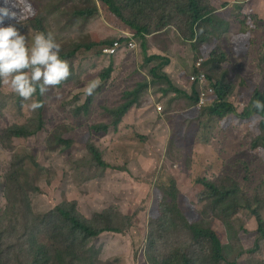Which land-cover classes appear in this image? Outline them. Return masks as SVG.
Listing matches in <instances>:
<instances>
[{"label":"rangeland","instance_id":"obj_1","mask_svg":"<svg viewBox=\"0 0 264 264\" xmlns=\"http://www.w3.org/2000/svg\"><path fill=\"white\" fill-rule=\"evenodd\" d=\"M28 1L41 23L5 19L4 26L15 25L27 38L29 33L34 36L51 32L61 52L79 44L116 38L112 30L106 31L108 23L101 18L73 21L71 12L76 4H81L79 8L91 7L90 0ZM248 1L257 2V6L248 9ZM209 2L216 8L218 23L207 28L201 49L199 42L185 39L189 35L186 18L174 15L165 30L148 37L147 55L168 60L159 73L168 70L170 78L179 80L171 79L174 86L184 91L190 89L187 77L201 62L202 70L230 86L229 103L242 111L252 97L242 83L243 75L260 87L263 83L258 71L263 67L255 69L257 64L252 59L258 50L252 47L248 53L244 49L230 51L224 48L230 38L226 40L227 36L216 31L225 30L228 21L230 31L239 32L247 13L264 18V0ZM161 5L164 4L155 6ZM120 35L133 38L128 32L120 31ZM136 44L121 54L106 80L101 74L109 65V57L103 53L98 56V49L78 52L69 61L70 78L42 95L44 127L29 138L9 139L5 131L14 125L37 128L38 110L29 108L37 97L23 100L9 85L0 82V264H91L92 255L93 264H157L177 247L187 248L190 255L199 257V249L191 245L184 231L160 227L164 217L161 189L171 179L179 189L181 208L193 221L210 224L220 233L231 261L239 257L240 245L246 250L254 249L259 235L257 218L245 210L232 214L214 207L206 198L208 190L197 181L207 179L227 188L237 184L243 192L241 202L248 200L253 209L260 208L264 221V150L252 146L261 135V118L242 120L231 116L226 121L212 120L206 112L191 108L185 97L166 95L168 84L161 86L160 82L152 83L154 93H150V87L143 92L141 105L133 108L116 129L111 127L107 134L91 131L94 124L111 125L109 112L126 102L124 93L150 82L152 70L163 60L145 61L137 40ZM224 50L226 58L213 59ZM93 84L96 87L89 94ZM86 103L88 113L83 110L78 115ZM158 104L164 112L156 120L150 112ZM90 146L97 148L108 168L97 165ZM156 201L160 219L153 213ZM68 204H75L77 212L88 221L108 212L115 225L124 228L123 234L130 231L126 235H102L89 245V255L84 252L86 246L71 245L57 228L64 225L54 211ZM230 225L236 236L230 232ZM59 253H69L72 261L70 257L68 261H58ZM239 262L264 263V240L256 254H244Z\"/></svg>","mask_w":264,"mask_h":264},{"label":"trees","instance_id":"obj_2","mask_svg":"<svg viewBox=\"0 0 264 264\" xmlns=\"http://www.w3.org/2000/svg\"><path fill=\"white\" fill-rule=\"evenodd\" d=\"M73 1V0H71ZM92 2L91 7L81 6V4H76L75 9L71 12V18L73 21L79 20L78 18H83V20H89L98 14H102L105 18L104 20L108 23L110 27H114L119 31L128 32L133 34V38H128L126 36L116 37L114 41L109 40H99L98 42H91L85 44L76 45L75 49H70L68 51L63 50L61 56L63 59L67 60L68 64L72 58L76 56L78 52L84 51L89 52L95 49L99 50V55L109 57V65L102 72L101 77L103 80H106L110 77L111 73L114 71V66L119 61L121 54H124L126 50H129L128 45L130 39L137 40L140 43L141 52L145 55V61L150 62L154 60H160V64L152 70V83H160V81H165L168 84L165 94L174 93L177 97H185L190 101L193 108L199 112H206L205 115H208L210 119H221L226 121L230 119L231 116L238 117L242 120H251L261 118L260 123V133L254 143V148H259L264 150V110H257L255 108V103L257 101L264 102V18L262 16L247 13L245 19L242 22V26L239 32L233 33L230 31V23L227 21L226 29L222 31H216L219 35L223 37L227 36L225 39L230 38V42L224 47L230 51L236 50H246L248 53L251 48L258 50L256 56H253V61L257 64L255 69L263 67L261 72L262 86L258 84L251 83L247 80V76L243 75L245 82L242 81L244 87L251 92L250 104L247 108L240 111L233 104L229 103L228 95L229 90L231 89L229 85L225 84L222 80L218 81L214 77L210 76L208 72L201 69V67L194 68L193 74H198L200 71H203L207 77V85L212 89L210 95L208 96L207 104L204 107H199V100L201 98V87L198 82L191 80V76L187 77L188 83L190 84V89L187 91L182 90L181 88L175 87L171 82L168 74H160L161 68L165 67L168 63V60H164V57L160 55L148 56V37L152 36L157 32L165 30L171 22V20L177 16H183L186 18L184 24L187 27L188 36H185V39L188 41H194L195 44L200 43V49L203 44L206 42L207 37V28L213 26V24L218 23V17L215 15L216 8L211 5L209 0H90ZM164 4L161 6H155L156 4ZM174 3V7L172 4ZM28 0H17V13L20 16V19L23 21H38L36 18V13L29 8ZM256 5L246 3V7L249 9L252 6ZM162 6L164 9H162ZM178 8V9H177ZM151 11V12H150ZM173 15V16H171ZM18 20V19H17ZM41 23V21H38ZM8 26V25H6ZM202 27H204V32H202ZM179 30H182V27H179ZM215 29V28H214ZM202 32V33H201ZM205 33V35H204ZM116 41H118L121 46L117 49L116 53L113 55H108L103 52V49L107 46H112ZM124 43V45L122 44ZM238 44V45H237ZM220 47H217L219 49ZM212 56L215 55L213 51ZM219 57H227V50H224V53L218 52L213 59H220ZM212 59V58H210ZM70 71L72 67L70 66ZM116 67V66H115ZM263 76V77H262ZM70 78V77H69ZM69 80V79H68ZM65 81V80H64ZM60 84H64L62 81ZM59 84V85H60ZM150 86L149 82H144L138 84L137 89L126 92L123 95V98L126 99V102L121 104L116 109L111 110L109 113L113 118L111 125L107 124H94L91 128L93 133H104L107 134L110 131L111 127H116L125 116L135 106L141 105V96L144 91H148ZM37 97L43 107L38 109V126L35 129H32L28 125H14L8 128L5 133L9 139H25L31 136L36 135L44 127L43 120V110H44V101L41 100L42 95L37 93L34 94ZM90 102V100L88 101ZM88 113L89 103L78 111V115L83 113ZM64 144L71 142H65ZM89 151L93 155L97 165L101 167L108 168V165L102 159L100 152L96 147L90 146ZM198 185H203L207 190V200H210L214 207L221 208L224 213L237 214L241 210L250 212L253 217H256L258 220V238L254 249L246 250L240 245L241 252L239 257L233 261L228 258L226 247L222 242V237L220 233L210 224L193 221L192 217L181 208L179 201L180 194L179 189L177 188L176 182L171 179L169 185L164 186L161 190L163 192V201H164V217L163 221L160 224V227L173 229H181L184 231L191 242L193 247H197L201 253L199 257H193L189 254V250L183 247H177L172 249L169 252V255L164 259L159 260L157 264H240L239 258L244 254L252 253L256 254L260 249V242L264 240V221L261 217V210L253 209L252 205L248 200L243 203V192L237 184L232 185L231 187H226L225 185H216L207 179H199ZM161 198V199H162ZM57 215L60 217V222L63 223L64 227L57 226L61 229L60 235L64 238L66 237L67 241H70L71 245H81V247L86 246L85 253L89 254V245L94 240L100 238L106 233L115 234V235H126L123 234L124 228H120L114 223V219L111 214L104 212L98 214L95 219L92 221L86 220L82 217L76 209L75 204L61 205L55 209ZM153 213L157 214L159 218V206L157 201L154 205ZM160 219V218H159ZM158 219H156L157 221ZM131 219H128L127 226L130 227ZM126 228V227H125ZM128 228V227H127ZM230 232L234 233L236 236L237 232L233 226H229ZM92 254V252H91ZM72 255H75L72 252ZM90 255V254H89ZM72 261L71 255L69 253H59L57 254V260ZM94 262V255L91 256V264ZM264 264V263H262Z\"/></svg>","mask_w":264,"mask_h":264},{"label":"clouds","instance_id":"obj_3","mask_svg":"<svg viewBox=\"0 0 264 264\" xmlns=\"http://www.w3.org/2000/svg\"><path fill=\"white\" fill-rule=\"evenodd\" d=\"M17 0H0V82L23 100H30L39 91L44 95L70 75L67 60L61 56V45L51 32H38L27 38L15 27L4 26L5 19H20ZM95 84L91 85V94ZM43 107L39 100L29 104L32 111ZM257 110H264V102L255 103Z\"/></svg>","mask_w":264,"mask_h":264},{"label":"built area","instance_id":"obj_4","mask_svg":"<svg viewBox=\"0 0 264 264\" xmlns=\"http://www.w3.org/2000/svg\"><path fill=\"white\" fill-rule=\"evenodd\" d=\"M128 45H129L130 48H134V47L137 46L136 41L134 39H130ZM120 46H121V44L118 41H116L112 46L105 47L103 49V52L105 54H108V55H113V54L116 53L117 49ZM197 66L200 67L201 66V62H199L197 64ZM191 80L194 81V82H198L200 84V87H201L202 94H201V98L199 100L198 106L199 107L206 106L207 100H208V96L210 95V92L212 91V89L209 88L208 85H207L206 74L203 71H200V73H198V74H193L191 76ZM157 109H158L159 112H162L163 107L162 106H158Z\"/></svg>","mask_w":264,"mask_h":264},{"label":"crops","instance_id":"obj_5","mask_svg":"<svg viewBox=\"0 0 264 264\" xmlns=\"http://www.w3.org/2000/svg\"><path fill=\"white\" fill-rule=\"evenodd\" d=\"M95 18H97V19H99V18H101V20L102 21H104V19H103V17H101V15H96V16H94L92 19H95ZM104 23L106 24V22L104 21ZM107 26H105V29H106V31H108V32H110L111 30V34L112 35H114V36H116V37H119V36H121L120 35V31L119 30H116L115 28H113V27H110L108 24H106ZM108 26L110 27V29H108ZM107 33H105V35H106ZM165 73L166 74H168V76H169V78H170V72L167 70V71H165ZM172 78H174V77H172ZM172 78H170V79H172ZM175 80L174 81H176V82H179V80H178V78H174ZM161 82V86H163V84L165 83V84H167L165 81H160ZM150 83V90H151V92L150 93H154V91H153V87H152V80L149 82ZM158 82L156 81V83H153V85H156ZM159 85V84H158ZM164 88H166V87H164ZM133 90H135V89H132L131 91H133ZM127 92H130V90H128ZM170 94V93H169ZM168 94V95H169ZM152 96H153V94H151ZM161 96H163L162 94H161ZM176 96V95H175ZM162 98V100H163V97H161ZM171 98H173V97H171ZM165 99H168V98H165ZM164 101V100H163ZM165 102H166V100H165ZM164 103V102H163ZM158 105H160V106H162L161 104H158ZM158 105H157V107H158ZM140 106V105H139ZM135 107H138V105L137 106H135ZM135 107H133V108H135ZM163 107V106H162ZM191 108H193V106L191 107ZM132 111V110H131ZM130 111V112H131ZM129 112V113H130ZM164 112V109L162 110V112H159L158 111V109H156V107L154 108L153 107V109L151 110V112L150 113H152L151 114V117H153L154 116V119L156 118V120H158L159 119V117H160V115L162 114ZM145 118H147L146 116V114L144 113V115H143Z\"/></svg>","mask_w":264,"mask_h":264}]
</instances>
